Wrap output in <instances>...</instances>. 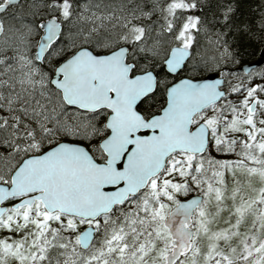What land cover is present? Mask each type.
Instances as JSON below:
<instances>
[{
    "label": "snow or ice",
    "instance_id": "6c2138e0",
    "mask_svg": "<svg viewBox=\"0 0 264 264\" xmlns=\"http://www.w3.org/2000/svg\"><path fill=\"white\" fill-rule=\"evenodd\" d=\"M257 64L264 0H0V264H264Z\"/></svg>",
    "mask_w": 264,
    "mask_h": 264
},
{
    "label": "water",
    "instance_id": "95a60500",
    "mask_svg": "<svg viewBox=\"0 0 264 264\" xmlns=\"http://www.w3.org/2000/svg\"><path fill=\"white\" fill-rule=\"evenodd\" d=\"M260 60V56H259V58L257 59V60H255L254 62H252L253 64H255L256 63V61H259ZM263 64H257V67H260V66H262Z\"/></svg>",
    "mask_w": 264,
    "mask_h": 264
},
{
    "label": "trees",
    "instance_id": "16d2710c",
    "mask_svg": "<svg viewBox=\"0 0 264 264\" xmlns=\"http://www.w3.org/2000/svg\"><path fill=\"white\" fill-rule=\"evenodd\" d=\"M258 56H259V53L256 55V57L251 58V61H254ZM246 59L248 58L246 57Z\"/></svg>",
    "mask_w": 264,
    "mask_h": 264
},
{
    "label": "rangeland",
    "instance_id": "374dc122",
    "mask_svg": "<svg viewBox=\"0 0 264 264\" xmlns=\"http://www.w3.org/2000/svg\"><path fill=\"white\" fill-rule=\"evenodd\" d=\"M258 58H259V56H258ZM258 58H257V59H258ZM257 59H255V60H257ZM252 62H254V61H251V63H252ZM261 67H264V64H263Z\"/></svg>",
    "mask_w": 264,
    "mask_h": 264
},
{
    "label": "flooded vegetation",
    "instance_id": "af4514ba",
    "mask_svg": "<svg viewBox=\"0 0 264 264\" xmlns=\"http://www.w3.org/2000/svg\"><path fill=\"white\" fill-rule=\"evenodd\" d=\"M257 58H258V57H257ZM257 58H256V59H257ZM254 61H255V60H254ZM260 67H261V66H260ZM258 68H259V67H258Z\"/></svg>",
    "mask_w": 264,
    "mask_h": 264
}]
</instances>
